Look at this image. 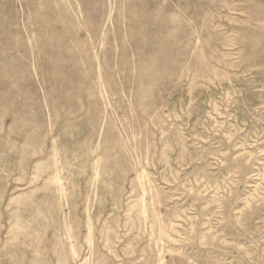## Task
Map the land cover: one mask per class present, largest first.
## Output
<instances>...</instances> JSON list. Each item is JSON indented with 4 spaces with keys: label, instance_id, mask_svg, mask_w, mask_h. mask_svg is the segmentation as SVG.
Returning <instances> with one entry per match:
<instances>
[{
    "label": "rangeland",
    "instance_id": "1",
    "mask_svg": "<svg viewBox=\"0 0 264 264\" xmlns=\"http://www.w3.org/2000/svg\"><path fill=\"white\" fill-rule=\"evenodd\" d=\"M0 264H264V0H0Z\"/></svg>",
    "mask_w": 264,
    "mask_h": 264
}]
</instances>
